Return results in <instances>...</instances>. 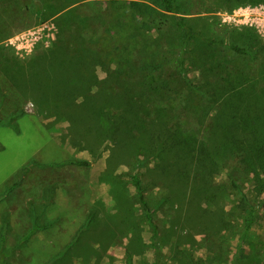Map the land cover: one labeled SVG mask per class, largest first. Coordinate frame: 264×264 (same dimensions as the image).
Returning <instances> with one entry per match:
<instances>
[{"label": "rangeland", "instance_id": "374dc122", "mask_svg": "<svg viewBox=\"0 0 264 264\" xmlns=\"http://www.w3.org/2000/svg\"><path fill=\"white\" fill-rule=\"evenodd\" d=\"M176 4L179 14L153 0H0V250L7 253L0 264H264V186L235 158L212 173L216 196L175 183L141 128L164 121L211 140L221 105L204 95L206 83L216 85L229 70L264 88V35L232 16L264 2ZM177 15L198 38H185ZM28 31L38 38L20 50L15 40ZM230 44H251L253 55L242 57ZM55 51L99 60L93 82L52 81L44 68ZM36 72L42 85L53 83L49 94ZM125 85L137 102L129 104ZM105 89L110 96L86 99ZM122 114L129 123L116 133ZM245 199L258 209L248 231Z\"/></svg>", "mask_w": 264, "mask_h": 264}, {"label": "trees", "instance_id": "16d2710c", "mask_svg": "<svg viewBox=\"0 0 264 264\" xmlns=\"http://www.w3.org/2000/svg\"><path fill=\"white\" fill-rule=\"evenodd\" d=\"M153 1L161 7L166 14L180 13L179 6L176 4L177 0ZM252 1L255 3L264 2V0ZM131 4L135 7L142 5L140 1H133ZM177 16V25L183 30L185 38L188 41L198 38V34L195 33L192 27L186 22L185 16ZM209 42L218 43L219 41L210 40ZM77 44L78 40L75 41V46H77ZM229 47L234 53L242 57H250L249 55H253V46L251 44H249V47L230 44ZM70 55L55 51L52 55L48 56L46 62L50 61V63L47 64V66L45 65L44 71L51 73L52 81L65 77L71 84V80L73 79L77 81L83 80L84 82H93L92 67L99 60L95 59L93 56L78 54L75 57V55ZM45 58L46 57H42V59L37 62V69L44 67L43 65L41 66L40 63L45 61ZM111 58L112 57H108L107 59ZM123 63L128 64L129 60L125 58ZM224 74L221 76L224 78L216 81V85L206 83L209 89L204 92L208 100L218 101L221 105V113L215 122L211 140L201 141L192 135H188L185 129L178 124H170L164 121L151 123L152 125L150 127H148L146 123L141 124V128H143L147 134V139L151 140V144L155 143L152 152L156 155L153 156L162 158L166 170L170 172L173 182L185 184L186 186L190 184L197 192L212 193L214 196L218 193V188L214 187L212 173L220 168L222 163L226 162L229 158H235L242 168L253 175L251 181L255 183L256 186H264V88L259 87V79L255 77H247V75L240 76L242 73L239 74L238 77L236 75L234 77L229 70L225 71ZM160 76L162 75L159 74L157 77ZM259 76L260 75L257 77L259 78ZM119 77L120 76H117L116 78L118 79ZM35 78L42 94L45 95L46 92L49 94L50 92L46 89L52 90L51 87L53 83H45V85H42L40 81L45 80L43 74L40 72H36ZM118 80L123 81V78ZM124 81L126 84V78H124ZM125 86L124 94L129 98V104L137 102L138 98L132 94V88H129L127 85ZM86 91L87 90L84 92L87 93ZM79 92L82 91H74L69 93L68 96L74 100ZM110 92L111 91L108 89L103 90V92L100 91L98 95L91 94L90 92L89 95H86V99L89 100L87 97L89 96L91 100H94L95 96L99 97L102 93L110 96ZM54 93L55 92L52 91L51 94L53 96H51L52 99H50V104H56ZM61 94L63 99L68 98L65 93ZM143 102H145V100ZM92 106V113L95 115L98 113L99 105L94 104ZM135 107L136 106H130L132 109L129 110H134ZM58 109L62 110V105L58 106ZM139 112L136 110L134 113H131V116H127V118L133 120L134 117L138 116ZM122 116V122L120 125H117L115 130L116 133H119L125 121L129 123L126 116L123 114ZM156 141L159 143H156ZM159 145L162 146V150L161 147L159 148ZM77 164L89 165V162L77 161ZM133 182L135 186L141 190V181L137 174L133 176ZM140 199L149 224L157 230L152 209L142 192L140 193ZM245 200L247 202V199ZM247 205L248 207L244 211L247 223L246 231L251 229L256 220L258 211L257 207L252 206L249 202H247ZM6 255V252L0 250L2 263H4L3 259Z\"/></svg>", "mask_w": 264, "mask_h": 264}, {"label": "built area", "instance_id": "2783aa9c", "mask_svg": "<svg viewBox=\"0 0 264 264\" xmlns=\"http://www.w3.org/2000/svg\"><path fill=\"white\" fill-rule=\"evenodd\" d=\"M232 16L236 22L245 20L251 25H255L264 35V7L241 8L235 11ZM28 32L30 33H23V35H21L22 37H18V39L15 40L20 50H31L38 38L36 31Z\"/></svg>", "mask_w": 264, "mask_h": 264}]
</instances>
